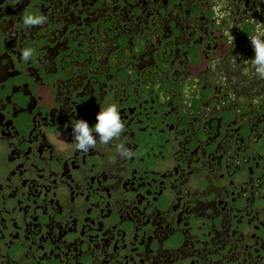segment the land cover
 Masks as SVG:
<instances>
[{
  "label": "flooded vegetation",
  "instance_id": "obj_1",
  "mask_svg": "<svg viewBox=\"0 0 264 264\" xmlns=\"http://www.w3.org/2000/svg\"><path fill=\"white\" fill-rule=\"evenodd\" d=\"M257 21L264 0H0V264H264ZM109 103L121 135L76 150Z\"/></svg>",
  "mask_w": 264,
  "mask_h": 264
},
{
  "label": "clouds",
  "instance_id": "obj_2",
  "mask_svg": "<svg viewBox=\"0 0 264 264\" xmlns=\"http://www.w3.org/2000/svg\"><path fill=\"white\" fill-rule=\"evenodd\" d=\"M22 23L25 26H38L42 23V19L39 16L26 15ZM227 37L229 44H232V36L227 33ZM247 37L253 55L250 59L243 61V71L251 72L256 77L264 79V24L257 21ZM32 55L31 48L22 50L21 57L25 62H28ZM123 127L117 106L114 103L106 104L100 107L95 114V123L91 127L83 119H76L71 124L74 147L76 150L87 152L97 143L107 145L121 135ZM119 148V155L125 158L131 156L130 151L125 150L123 145H120Z\"/></svg>",
  "mask_w": 264,
  "mask_h": 264
}]
</instances>
